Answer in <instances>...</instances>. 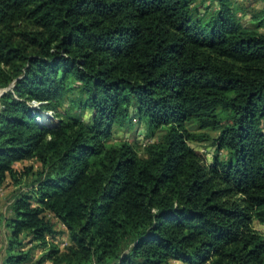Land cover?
Segmentation results:
<instances>
[{
  "label": "trees",
  "instance_id": "1",
  "mask_svg": "<svg viewBox=\"0 0 264 264\" xmlns=\"http://www.w3.org/2000/svg\"><path fill=\"white\" fill-rule=\"evenodd\" d=\"M239 11L0 0V264H264V8Z\"/></svg>",
  "mask_w": 264,
  "mask_h": 264
},
{
  "label": "rangeland",
  "instance_id": "2",
  "mask_svg": "<svg viewBox=\"0 0 264 264\" xmlns=\"http://www.w3.org/2000/svg\"><path fill=\"white\" fill-rule=\"evenodd\" d=\"M235 3L240 8L238 17L240 19V22L245 26V27H256L259 24V21H252V16L256 12H260L264 8V0H234ZM206 7L207 9V14L212 13V11H215L217 9V5H213V3L209 1H205V4L199 8L200 13H197L198 17H201L203 15ZM205 14V15H207ZM260 33H264V28L259 29ZM1 93V91H0ZM88 116H86L87 118ZM134 127L126 132V131H121L116 129L115 130V136H114V141H127L131 143L132 145H136L137 148L139 149V154L140 156H144V147L148 143H153L159 140V138L163 135V133H159L155 136V138L148 139V133L146 132L145 126L143 124H137L134 123ZM189 130L194 133H201L200 131L197 130L195 125H189ZM210 135L214 138L215 133H211ZM191 147L197 151L201 156L205 158L204 162L207 164V166H210L214 160V157L218 154L216 152V148L213 145L212 141H207L203 142L201 144H196V143H191ZM224 153H220V157L223 158ZM30 163L26 164H21L20 166H17L18 169L22 170L24 166H29ZM38 165H35V169H37ZM13 188L6 187L2 190V194L5 196L3 197V200L1 201V209L3 212L7 211V207L10 205V199L12 198L13 195ZM4 214V213H3ZM255 229L262 233L264 235V225H261L259 223H255ZM57 230L61 233L59 236H57L54 239V242L58 244L61 249H65L69 244L70 240L68 237V234L66 232L65 227L61 225L60 223L57 222ZM39 255V252L37 253ZM169 264H181L179 262H170Z\"/></svg>",
  "mask_w": 264,
  "mask_h": 264
},
{
  "label": "crops",
  "instance_id": "3",
  "mask_svg": "<svg viewBox=\"0 0 264 264\" xmlns=\"http://www.w3.org/2000/svg\"><path fill=\"white\" fill-rule=\"evenodd\" d=\"M21 164H25V163H17V164L15 165V168H16L17 170H20V169H18L17 166H20ZM6 187H8V189H9V188H12V186H6ZM6 187H4V188H6ZM4 188H2V189L0 190V217H1V215H2L3 213L5 214V212H3L2 209H1V201L3 200V197H5V196L2 194V190H3Z\"/></svg>",
  "mask_w": 264,
  "mask_h": 264
},
{
  "label": "built area",
  "instance_id": "4",
  "mask_svg": "<svg viewBox=\"0 0 264 264\" xmlns=\"http://www.w3.org/2000/svg\"><path fill=\"white\" fill-rule=\"evenodd\" d=\"M33 105H34L35 107L38 106V104H36V103H33ZM48 118H52V113H48V114L46 115V119H47V121H49Z\"/></svg>",
  "mask_w": 264,
  "mask_h": 264
},
{
  "label": "water",
  "instance_id": "5",
  "mask_svg": "<svg viewBox=\"0 0 264 264\" xmlns=\"http://www.w3.org/2000/svg\"><path fill=\"white\" fill-rule=\"evenodd\" d=\"M4 92H5V91H1V93H0V97L3 95Z\"/></svg>",
  "mask_w": 264,
  "mask_h": 264
}]
</instances>
